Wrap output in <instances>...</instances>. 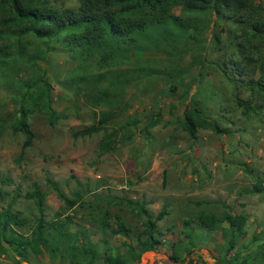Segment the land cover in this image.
I'll use <instances>...</instances> for the list:
<instances>
[{"label":"rangeland","instance_id":"374dc122","mask_svg":"<svg viewBox=\"0 0 264 264\" xmlns=\"http://www.w3.org/2000/svg\"><path fill=\"white\" fill-rule=\"evenodd\" d=\"M46 2L57 10L77 6L75 0ZM245 2L240 12L264 24V0ZM233 13V7L217 12L213 6L184 12L180 2L170 0L161 24L145 36L131 33V45L119 44L105 56L85 52L64 37L12 34L9 56L0 61V204L10 203L32 224L37 212L24 195L36 182L45 218L66 216L72 222L69 230L88 233L97 250L113 246L122 252L127 239L111 232L113 216L131 228L134 241L143 218L125 200H136L151 215L160 209L165 214L157 221L163 245L144 251L132 264H177L180 259L186 264H258L253 253L260 241L254 235L264 233V190L249 188L256 178L264 179V103L250 82L259 75L255 63L243 57L264 59V29L244 38L240 30L245 26L235 22ZM39 50L46 51L44 59L36 55ZM236 62L243 73L233 68ZM39 76L48 84L58 117L50 123L33 108L28 122L34 137L20 154L23 137L12 130L11 116L23 95L22 83ZM191 102L219 133L199 125L196 137L189 138L182 117ZM99 121L101 129L89 135L70 133ZM104 137L111 141L106 150L100 147ZM47 177L77 204L62 210ZM108 196L123 202L107 203ZM104 211L109 216L102 228ZM200 213L245 216L243 233L228 254L219 228L202 226ZM232 253L237 259L228 262ZM0 264L14 263L0 255ZM37 264L67 263L45 253Z\"/></svg>","mask_w":264,"mask_h":264},{"label":"trees","instance_id":"16d2710c","mask_svg":"<svg viewBox=\"0 0 264 264\" xmlns=\"http://www.w3.org/2000/svg\"><path fill=\"white\" fill-rule=\"evenodd\" d=\"M75 1L77 3L75 10H57L47 5L46 0H0V61L9 56L7 48H9L8 41L11 40L12 34L20 36L24 33H30L38 39L56 40L64 37L67 43L74 44L85 52H103L101 54L104 56L107 53L111 54L119 44L125 45L126 48L134 42L132 37L128 36L131 33L145 36L154 24H161L167 18L166 7L170 3V0ZM177 1L180 2L184 12L202 11L212 6L218 12L220 8L233 7L237 14L233 13L235 22L245 26L240 30L244 38L264 29L263 23L258 20H249L250 18L248 19L240 12L247 7L245 0ZM179 26H181L180 23H178ZM36 55L44 59L46 51L39 50ZM243 59L246 60L245 63L251 61L255 63L259 75L250 82L260 91L261 100L264 103V59L255 61L246 56ZM239 64L236 62L233 65L238 74L243 73ZM22 89H24L23 95L11 116L12 130L23 137L20 154L31 145L34 137L28 122V114L33 108L43 111L50 123L58 117L50 105L48 84L44 77L39 76L34 80L24 81ZM100 123L101 121L76 127L70 133L73 137L89 135L101 129ZM199 125L210 128L216 133L220 132L214 122L203 116L195 103L186 104L183 110L182 127L190 139L196 137ZM1 128L2 124H0V130ZM110 144L111 141L104 137L101 139L100 147L106 150ZM46 181L61 202L62 210H68L77 204V199L67 197L59 190L55 182L48 177ZM263 182V178H256L249 191L261 192L264 190ZM0 194H2L1 188ZM24 196L32 200L37 212V217L30 225H27V220L20 215L19 211L11 209L10 203L0 204V255L10 258L14 264H19L21 261L37 264L41 255L45 253L50 258L60 259L67 264H132L144 251L156 250L163 245L161 233L157 229V221L165 214L164 209L151 215L143 202L126 199V203L131 206L136 215L143 218L142 229L135 234L132 241L131 228L118 215H114V227L111 228V232L127 239L122 241L123 251L119 252L113 246L99 251L88 233L69 230L72 222L68 217L61 218L58 215L55 218H45L44 196L36 182H32L31 189ZM106 202L122 203L123 200L108 196ZM108 216L106 211L101 215L99 225L102 228L107 227ZM198 222L208 229L219 228L225 239V252L228 254L234 248L237 238L243 233L245 216L241 213H227L222 217H215L200 213ZM24 226L27 227L26 231L21 230ZM254 239L260 242L256 244L253 254L260 258L258 264H264V233L261 238L254 235ZM229 256L231 260H227L228 262L236 261L235 253ZM170 257L175 261L179 259V255L174 251L171 252ZM250 258L253 256L251 255ZM177 264L186 263L180 259Z\"/></svg>","mask_w":264,"mask_h":264}]
</instances>
